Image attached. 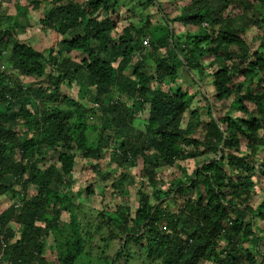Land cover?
<instances>
[{"label": "trees", "instance_id": "16d2710c", "mask_svg": "<svg viewBox=\"0 0 264 264\" xmlns=\"http://www.w3.org/2000/svg\"><path fill=\"white\" fill-rule=\"evenodd\" d=\"M31 12L45 50L19 39ZM198 124L216 146L192 138ZM263 133L264 0H0V264H75L104 227L121 243L113 262L264 264ZM107 148L116 172H100ZM79 166L85 196L109 181L98 188L117 199L138 166L137 204L84 222L90 207L62 189ZM164 167L183 171L165 189Z\"/></svg>", "mask_w": 264, "mask_h": 264}, {"label": "rangeland", "instance_id": "374dc122", "mask_svg": "<svg viewBox=\"0 0 264 264\" xmlns=\"http://www.w3.org/2000/svg\"><path fill=\"white\" fill-rule=\"evenodd\" d=\"M24 2H27V0H23ZM166 0H161V2H165ZM169 3V2H168ZM167 4V3H166ZM11 5H9L10 7ZM3 11L6 12V7H3ZM149 12L153 13L152 10H148ZM30 16L32 18H30V21L32 23V26L30 28V30L32 31L31 35L28 34H23L19 36V39H27L31 42V44H33L34 46H36L38 49L40 50H45L47 47H49V45H51L52 43L50 42V40L46 39L44 37V35L41 33V29H39V26L37 24H35V19H33V17L35 16L33 12L29 13ZM249 17L252 16V13L248 14ZM120 18L123 19V17L120 16ZM33 19V20H32ZM158 16H155L153 21H157ZM241 21L238 20L237 24H240ZM127 25V20L123 19V21L120 22V27H124ZM175 27H177V25H175ZM184 30L186 31H191V28H186L183 29L181 32H183ZM178 31H180V29H178ZM180 32V33H181ZM256 32V28L255 26H252L250 30H248L245 34V37L247 39V41H249L252 36L254 35V33ZM146 51L151 50V45L150 42L148 43V45L145 47ZM181 77V76H179ZM199 77H196V80H199ZM26 82H34V79H27L25 80ZM72 88L69 90L67 89L66 86H62V89L65 91L66 94H72L74 96L79 97V99L81 100V97L78 95L77 92V87L75 84H72ZM190 87V86H189ZM207 90L210 92L211 91V87L207 88ZM195 91L194 86H192V89L190 90V92ZM213 92H210L209 95L212 96ZM120 95L117 93V91L114 92V96H113V100H117L118 97ZM85 100V99H84ZM119 100L123 101V98H119ZM86 101V100H85ZM86 103H88V101H86ZM195 104L199 107H203L205 105V102L198 99L197 97H195V99L190 103V109L188 108L190 113L192 111L193 106H195ZM221 107L219 105H214L213 107V111L215 112V114L217 115H221ZM224 110V109H223ZM222 110V111H223ZM201 114L203 112H200ZM204 114V113H203ZM201 119V118H200ZM187 120L190 121V119L187 117V119H184L183 123L187 124ZM196 120H192L191 122H195ZM202 121V119H201ZM204 121L205 124L208 123V118L206 116H204ZM202 125L204 124H198L197 126V133L192 137L194 139H201L200 142H202L203 146H208L209 143H211L212 145L216 146V142L215 140H212L210 137L204 136V129L202 127ZM264 134V133H263ZM204 136V138H203ZM93 138V136H89V142H91L90 140ZM203 138V139H202ZM243 145H245V143H243ZM110 146V145H109ZM202 146V147H203ZM201 147V148H202ZM241 150L244 152L246 151L244 146H241ZM248 152V150H247ZM112 153L111 148H107L106 151L102 154V159L99 161L100 164V172H110L111 171H115V166L113 164H111L108 159L110 158ZM130 159H133L132 157ZM203 158L202 157H198L196 158V161H202ZM51 162H56L51 161ZM181 166H183L182 170L185 171V174L190 175L191 173V168L189 165H187L186 163H180ZM182 170H178L175 167H164V168H156L155 172H157V177L159 180L164 181V186L163 188H167L169 184H171L172 181H175L177 177H183V171ZM138 171H139V167H135V168H130L128 174L131 175L133 178L128 177V196L125 198L123 197V199H117V197L115 198L114 196H112L113 194L111 193V191L109 190L107 193L101 192V189L98 188V186L100 185H108L109 181H97L95 184V194L91 195V196H85V188H86V181L90 180V178L92 177V171L87 170V169H81V166L76 167V169L73 172V176H72V181L70 182V186L67 187H62L63 192L67 193L68 196L70 198H72V202L74 203V205H86L87 208L90 207L91 211L90 212L87 209V213L90 214V216H88V219L84 220V222H93V221H97V212L100 211V209H106L108 211L112 212L115 210L114 206H118L120 204L122 205H130V206H135V204H137V193L135 191V185L140 181L139 180V176H138ZM160 175V176H159ZM114 176V174L112 175ZM119 173H117L116 176L114 177H118ZM101 182V183H99ZM109 186V185H108ZM160 187V186H159ZM171 188V187H170ZM168 188V189H170ZM148 190H150V188H148ZM167 190V189H166ZM165 190V191H166ZM257 191H259L260 196L263 195V191H264V184L260 185L257 187ZM37 189L35 187H30V189L28 190V193L32 196L34 194H36ZM110 192V193H109ZM23 196V194H22ZM29 196V195H28ZM85 197V198H84ZM5 196H1L0 195V212L5 210L7 207H9L11 201H9ZM261 200V198L259 197V195L254 197V202L257 204L259 201ZM80 217L82 219V209L81 212L79 213ZM50 217V215H49ZM62 221L63 222H67L68 221V214L64 213L62 215ZM82 221V220H81ZM45 225V224H44ZM43 225V226H44ZM9 227H11L12 229L16 230L15 228V224L13 222H10L9 225H7ZM263 226V224L261 225ZM108 229L101 228V231H104L103 234H98V235H94L93 240L90 243V246H86L84 252L81 254L80 258L77 259L76 261L74 260L75 264H136L135 260L131 259L130 261H126L127 256L122 254L120 257H118L117 260H114V256L116 255V252L121 248V243L119 242V239H114V240H110L109 237V230ZM101 238H104L106 240H102ZM52 240V238H49L47 243H50ZM52 243V242H51ZM102 251V253H101ZM52 253H50V251L46 252V256H50ZM134 256V254H131V256ZM132 256V257H133ZM53 257V261L51 262L52 264H59L56 262V254L52 255ZM73 257V256H72ZM71 257V258H72ZM106 257V258H104ZM103 258V259H100ZM203 264H208V263H203Z\"/></svg>", "mask_w": 264, "mask_h": 264}, {"label": "built area", "instance_id": "2783aa9c", "mask_svg": "<svg viewBox=\"0 0 264 264\" xmlns=\"http://www.w3.org/2000/svg\"><path fill=\"white\" fill-rule=\"evenodd\" d=\"M148 45V40L145 39L143 42H142V46L145 48L146 46ZM135 55H137V57H139V53H135Z\"/></svg>", "mask_w": 264, "mask_h": 264}, {"label": "clouds", "instance_id": "9594fccd", "mask_svg": "<svg viewBox=\"0 0 264 264\" xmlns=\"http://www.w3.org/2000/svg\"><path fill=\"white\" fill-rule=\"evenodd\" d=\"M143 47V46H142Z\"/></svg>", "mask_w": 264, "mask_h": 264}]
</instances>
